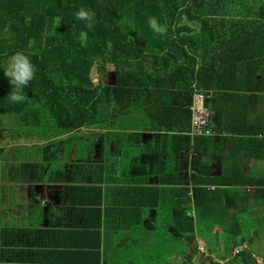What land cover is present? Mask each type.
I'll list each match as a JSON object with an SVG mask.
<instances>
[{
    "label": "trees",
    "instance_id": "1",
    "mask_svg": "<svg viewBox=\"0 0 264 264\" xmlns=\"http://www.w3.org/2000/svg\"><path fill=\"white\" fill-rule=\"evenodd\" d=\"M81 8L95 13L91 29L76 19ZM151 17L167 26L166 35L149 28ZM256 43L264 44V0H0V66L22 51L30 54L37 69L35 79L24 89L27 98L14 103L8 99L10 79L0 67V114L33 111L43 142L59 144L67 136L65 144L73 149L71 141L82 135L88 141L84 151L92 135L125 129L120 122L123 117L140 115L149 131L168 138V154L197 151L210 137L218 136L190 134L194 93L209 92L206 104L213 112L211 126L216 132L221 135L223 128L234 132L235 121L222 113L228 101L220 97L239 96L244 100L239 105H245L264 90V59L246 49L235 50ZM108 65L114 66L112 82ZM95 66L98 82L92 78ZM244 78L245 84L241 83ZM194 162L200 173L192 195L183 190L187 201L180 204L193 200L196 204L209 186H217L218 191L225 186H254L264 192L263 180L211 177L210 161L196 156ZM145 191L157 195L148 206L161 205V189ZM172 230L174 247L179 248L174 250L192 247L186 254L192 261L198 252L195 223H177L174 215ZM98 248L100 264V242ZM163 253L168 254L165 248ZM235 256L237 264H255L250 250Z\"/></svg>",
    "mask_w": 264,
    "mask_h": 264
},
{
    "label": "crops",
    "instance_id": "2",
    "mask_svg": "<svg viewBox=\"0 0 264 264\" xmlns=\"http://www.w3.org/2000/svg\"><path fill=\"white\" fill-rule=\"evenodd\" d=\"M243 47H235L236 52L246 49L264 59V44ZM241 83H247L246 79ZM220 99L228 101L223 105V118L235 121V131L223 128L221 135L217 132L218 137H210L197 151L184 150L180 155L173 151L170 155L164 134L152 133L147 127H124L92 135L86 159L68 160L75 151H64L68 138L61 139L60 160L67 164L58 173L48 169L42 181L13 179V174H3L5 166H1L0 174L5 178H0V264H98L99 242L100 264H170L180 252L174 251V215L177 223H195L198 217L216 220L218 216L234 222L243 213L253 215L249 221L264 222V192L254 186H225L219 191L217 186H209L196 204L194 200L180 204L187 199L185 191L178 190H189L192 195L196 174L200 173L196 156L210 161L211 177L264 181V90L245 105H239V96L224 94ZM51 159L44 160V165ZM68 164L83 167L87 174L69 170ZM146 188L162 190L160 206H148L157 195ZM228 230L239 233L241 229L219 227L217 232L224 235ZM195 235L198 252L192 261L205 264L207 260L198 257L202 253L211 264L216 256L196 227ZM252 239L262 240L258 229ZM242 242L234 246L233 254L235 248L248 246L245 239ZM164 248L168 254L163 253ZM148 251L155 254L147 257ZM224 252L222 247L221 256ZM228 260L221 257L223 263Z\"/></svg>",
    "mask_w": 264,
    "mask_h": 264
},
{
    "label": "rangeland",
    "instance_id": "3",
    "mask_svg": "<svg viewBox=\"0 0 264 264\" xmlns=\"http://www.w3.org/2000/svg\"><path fill=\"white\" fill-rule=\"evenodd\" d=\"M108 70L110 74V81L112 82V72L114 70V66L108 65ZM92 78L95 82H98L97 66H95L92 70ZM120 122L122 123L121 125L127 128L147 127V121L140 115L132 116V118L123 117ZM38 126V117L33 111H28L22 115L0 114V167L5 166L3 174H13V179L42 181L43 175L46 174L48 169L51 173H58L62 170V168L64 169L67 163H65L64 159L60 160L63 153L60 154L61 149L59 144L52 143L49 147L43 146L42 144L44 142L36 130ZM80 137H82V135H80ZM80 137L76 136L71 141L75 145L73 149L67 144L62 146L64 151H67L68 149L75 150V154H71L68 157V160H76L84 156V159H86V155H88L89 152H87V150L84 151L83 147L88 146V141L85 138ZM48 158L52 159L49 161L48 165H44V160ZM11 163H15L16 167L10 168L8 165H11ZM67 168L69 170H76L78 173L86 172L85 175L87 174V170L78 165L68 164ZM1 172L2 171L0 170V173ZM0 178L5 177L0 174ZM178 191L183 190L180 188ZM60 202L58 204V208L57 206L55 208L57 211L60 210ZM251 217H253V215L249 216L244 213L238 214V220L234 222L227 220L222 221L219 216L216 220L210 219V217L205 218L204 220L201 217H198V221L196 219L195 227L198 228L201 236L204 237V241L207 243L209 250L216 256L214 257L215 260H212L213 263L219 262L220 264H237L238 258L232 251L234 246L243 244L242 239H245L248 244V246L245 247V250H250L251 252L257 254V256L254 255L255 264H257L258 259L262 260L264 258V222L258 220L249 221L248 219ZM254 222L258 223L256 224ZM219 227L228 229L239 227L241 230L240 233L236 234L235 232H230V230H228L223 235L222 233L217 232ZM256 229H258L260 233V237L262 238L261 241H253L252 239ZM222 247L225 252L221 256ZM174 248L179 250L177 246ZM153 252L154 251H148V253ZM185 252L186 254L191 253L192 247ZM176 254L177 255L174 256V262L170 264H194L196 262L188 261L186 259V254L183 251ZM161 257H164V255H161ZM198 257L200 261L203 259L207 260L205 264H210V258L205 257L202 253L201 255H198ZM221 257L229 258V260L223 263L221 261ZM238 264L241 263L238 262Z\"/></svg>",
    "mask_w": 264,
    "mask_h": 264
},
{
    "label": "clouds",
    "instance_id": "4",
    "mask_svg": "<svg viewBox=\"0 0 264 264\" xmlns=\"http://www.w3.org/2000/svg\"><path fill=\"white\" fill-rule=\"evenodd\" d=\"M76 19L84 21L85 26L91 29L95 23V13L81 8L76 13ZM148 26L158 35L164 36L167 34V26L162 24L156 17L149 18ZM0 67L4 69V74L10 79L12 85V91L8 95V99L14 103L23 102L27 98L24 89L35 79L37 71L30 54L22 51L16 52Z\"/></svg>",
    "mask_w": 264,
    "mask_h": 264
},
{
    "label": "built area",
    "instance_id": "5",
    "mask_svg": "<svg viewBox=\"0 0 264 264\" xmlns=\"http://www.w3.org/2000/svg\"><path fill=\"white\" fill-rule=\"evenodd\" d=\"M209 92L196 91L194 93L193 102L190 106L191 110V132L195 136H215L218 133L211 126L213 112L206 104ZM242 247L235 248L234 255L242 252ZM257 264H264L263 260H257Z\"/></svg>",
    "mask_w": 264,
    "mask_h": 264
},
{
    "label": "flooded vegetation",
    "instance_id": "6",
    "mask_svg": "<svg viewBox=\"0 0 264 264\" xmlns=\"http://www.w3.org/2000/svg\"><path fill=\"white\" fill-rule=\"evenodd\" d=\"M15 163H11L10 168H14Z\"/></svg>",
    "mask_w": 264,
    "mask_h": 264
}]
</instances>
